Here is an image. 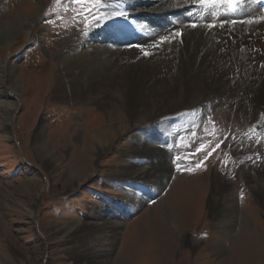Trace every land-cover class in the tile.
<instances>
[{"label":"rangeland","instance_id":"rangeland-1","mask_svg":"<svg viewBox=\"0 0 264 264\" xmlns=\"http://www.w3.org/2000/svg\"><path fill=\"white\" fill-rule=\"evenodd\" d=\"M88 10L0 0V17L39 11L28 34L0 39V264H248L255 240L264 264L262 115L232 126L195 107L103 134L101 87L83 103L55 96L69 41L112 18L105 8L97 23ZM90 134L100 135L89 144ZM173 214L183 220L166 221Z\"/></svg>","mask_w":264,"mask_h":264},{"label":"bare ground","instance_id":"bare-ground-1","mask_svg":"<svg viewBox=\"0 0 264 264\" xmlns=\"http://www.w3.org/2000/svg\"><path fill=\"white\" fill-rule=\"evenodd\" d=\"M103 2L117 6L124 18L112 16L108 26L95 30L90 39L69 41L73 55L58 57V99L79 103L93 96L98 99L101 87V106L110 114V125L101 132L115 137L159 114L195 107L216 118L226 115L232 126L251 125L260 114V127L264 128V20L247 22L264 13L250 0H246V10L234 16L228 15L227 5H216L212 15V9L192 0ZM146 5L153 7L143 11ZM38 17L39 11L24 17H0L1 41L28 34ZM114 103L120 114L111 111L109 105ZM97 135H89V144ZM259 169L264 178V168ZM179 208L190 214L191 202L186 200ZM229 209L226 205L221 209L223 218ZM173 215L166 221L177 224L181 217ZM254 242L244 259L248 264L255 263L258 242ZM101 249L97 246L94 255L107 252Z\"/></svg>","mask_w":264,"mask_h":264},{"label":"snow or ice","instance_id":"snow-or-ice-1","mask_svg":"<svg viewBox=\"0 0 264 264\" xmlns=\"http://www.w3.org/2000/svg\"><path fill=\"white\" fill-rule=\"evenodd\" d=\"M72 3L79 4V5H85V4H90L93 5L96 9V11H91L88 10V15L95 17L96 22H100V14L102 13L103 9L105 8H111L112 10L106 14L107 17H112V16H119V17H124V12L121 10H118L117 6L109 5V4H104L102 3V0H71ZM193 4H198L206 8L212 9V15H215V6L216 5H227L228 10L235 14L240 11H245V4L246 0H192ZM126 19V17H125ZM254 19H262L264 20V15H260L259 17H252L249 19L247 22L252 23ZM236 21L233 20L232 23H235ZM193 27H196L197 25L195 23L192 24ZM214 26L213 24H209L208 27ZM87 27V25H86ZM87 34V33H85ZM176 35H180L179 32L176 33ZM144 55H149V53L145 52ZM203 145H201L200 148H197L196 151L199 152L203 149ZM219 147V145H217ZM214 150V149H213ZM208 155H211L209 152ZM176 159H179V157H176ZM202 163V162H201ZM197 167H200V164L197 165Z\"/></svg>","mask_w":264,"mask_h":264}]
</instances>
